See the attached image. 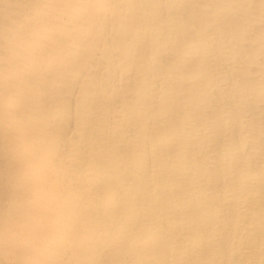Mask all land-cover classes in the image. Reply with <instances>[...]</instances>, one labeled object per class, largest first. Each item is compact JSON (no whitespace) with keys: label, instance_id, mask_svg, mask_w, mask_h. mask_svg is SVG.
<instances>
[{"label":"bare ground","instance_id":"bare-ground-1","mask_svg":"<svg viewBox=\"0 0 264 264\" xmlns=\"http://www.w3.org/2000/svg\"><path fill=\"white\" fill-rule=\"evenodd\" d=\"M0 264H264V0H0Z\"/></svg>","mask_w":264,"mask_h":264},{"label":"snow or ice","instance_id":"snow-or-ice-1","mask_svg":"<svg viewBox=\"0 0 264 264\" xmlns=\"http://www.w3.org/2000/svg\"><path fill=\"white\" fill-rule=\"evenodd\" d=\"M86 2L98 6H103L107 2V0H86Z\"/></svg>","mask_w":264,"mask_h":264}]
</instances>
